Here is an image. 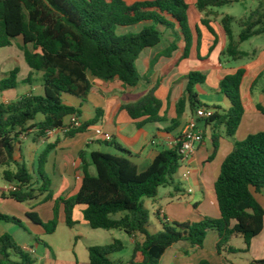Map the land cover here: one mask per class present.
<instances>
[{
  "label": "trees",
  "instance_id": "obj_1",
  "mask_svg": "<svg viewBox=\"0 0 264 264\" xmlns=\"http://www.w3.org/2000/svg\"><path fill=\"white\" fill-rule=\"evenodd\" d=\"M239 2L197 0V9L204 13L207 9H220ZM201 23L215 36L216 45L217 37L210 20L203 18ZM234 24L241 28L238 39L234 36ZM139 25L143 28L137 35L117 34L119 28ZM222 26L228 38L223 55L232 61L248 58L249 55L239 47L241 43L264 35V9L256 10L239 22L234 17L225 16ZM166 32H171L174 40L160 57L170 58L181 40L184 44L181 59H189L194 34L189 24L186 0H0V51L22 39L20 49L31 69L24 82L32 84L34 76L42 74L45 90L43 95L31 93L16 101L0 104V167L6 168L4 180L17 187L16 191L0 189V200L10 199L19 204L40 198V204L55 200L52 181L45 173V167L58 143L48 145L40 155L35 172L16 159L22 139L31 131H37V138H42L50 130L64 128L72 115L79 118L80 110L65 105L62 96L69 95L86 102L93 87L91 79L104 82L118 80L131 88L139 86L144 80L136 68L139 58L145 50L159 46ZM196 34L200 52L202 33L199 28ZM245 73L241 69L220 82L221 94L230 102L226 111L199 102L195 88L205 84V74L191 72L187 77L186 98L177 103V119L173 124L180 125L187 107L191 113L201 107L213 109L214 116L205 121V125L213 130L214 153L211 159L219 150L222 138L216 130L224 128L225 136L234 139L241 125L245 114L241 96ZM19 74L20 69L16 68L2 77L0 90H16L20 85ZM156 88L138 102L122 107L132 120L146 118L144 123L161 122L159 115L163 103L155 96ZM258 111L264 115L263 107L258 106ZM100 112L97 110L94 119L81 123L79 128L64 136L73 138L85 133L101 121ZM39 117L43 119L39 120ZM137 126L142 127L140 123ZM112 146L122 155L96 151L88 161L85 152L80 154V190L74 197L55 201L51 221L43 223L34 212L29 213L28 218L52 235L58 228L60 207L63 208L66 225L73 228L77 225L73 218L74 210L83 206V218L91 229L119 230L135 239L129 264H136L138 255L142 257L141 264H160L166 251L179 242L202 248L211 231L219 234V254L248 253L252 240L263 232L264 210L252 191L261 193L264 189V131L235 142L233 151L224 161L215 184L220 219L165 223L163 232L159 234L150 232V216L145 201L155 199L159 189L174 186L175 176L182 167L180 144L162 150L145 171H140L131 161L130 152L117 144ZM91 166L95 167L96 175L91 174ZM13 167L15 170L11 169ZM0 222L23 227L20 220L1 213ZM235 238L244 240L245 250L230 245ZM124 249L123 242L118 240L106 246L90 247L89 262L123 264L111 256ZM0 264H34V260L10 235L4 234L0 237ZM199 264L211 263L204 260ZM251 264H264V261H252Z\"/></svg>",
  "mask_w": 264,
  "mask_h": 264
},
{
  "label": "crops",
  "instance_id": "obj_2",
  "mask_svg": "<svg viewBox=\"0 0 264 264\" xmlns=\"http://www.w3.org/2000/svg\"><path fill=\"white\" fill-rule=\"evenodd\" d=\"M247 2L257 7V10L264 9V0H240L239 3H244V5L248 6L249 4ZM186 3L188 5L190 28L194 34V43L189 59H181L184 47L181 40L178 42V49L173 52L170 58L160 57L169 43L174 40L172 33L166 32L163 42L159 46L145 50L140 56L137 66L142 69L139 73L144 77V80L139 86L131 88L124 86L118 80L104 82L91 79L93 87L86 102L75 97H73L74 99L68 98L65 101V95L62 96L65 105L80 110L81 114L79 119L81 123L94 119L96 111L100 110V116L102 118L97 125L90 127L85 133L78 134L73 138H66L62 133H59L53 140H51L52 138L44 140L37 138V131H31L28 137L22 139V142H24L30 136H33L36 144H42L49 140V145L58 143V147L51 153L55 155L52 170L54 178H50L47 175L52 181L51 189L55 200L57 198H71L79 192L81 187L79 171L81 166L80 154L82 152L86 153L85 158L88 161L90 160V155L96 151L111 155H122V153L112 146L113 144H117L123 150L131 153L130 159L137 165L140 171H145L162 150L170 149V144L179 138L185 125L194 114L190 111L184 123L181 119L179 126L173 124V121L177 119V103L181 99L186 98L187 77L191 72H201L207 77L205 84L198 85V89L201 91L197 93L199 102L204 105L200 100L201 96L209 97L211 94H216L218 99L214 107H219L226 111L230 108V102L221 94L220 82L225 77L244 69L246 73L241 84V96L245 107V114L235 138L228 139L225 136L224 128L217 129V133L222 134V138L220 139L219 150L215 157L211 159L214 153L212 143L213 130L212 127H207L205 122L201 121L200 127L203 124L204 127L201 128L205 132L204 143L197 148L189 162L181 167L175 176L174 186L166 187L163 193H160L159 189L157 197L149 200L150 210H152L155 218L154 222L150 221V232L151 228H153V234L163 232L165 223L170 225L174 223H196L204 218H221V211L215 193V184L220 176L221 167L233 151L235 142H242L248 136L264 131V115L258 111V106L264 108V35L241 43L240 50L247 53L249 57L232 61L223 55L228 45V38L222 26V19L225 16H231L239 22L249 16L237 18L232 14L220 13L218 9H207L204 13H201L197 9V0H186ZM253 12L255 11H251L250 14ZM203 18L210 20V26L215 31L217 37L216 45L214 44L215 36L201 23ZM197 28L202 33L200 52L198 51ZM233 31L235 38L238 39L241 28L237 34L235 33L234 27ZM177 33L179 34L178 30ZM246 43L249 45L244 50L243 47ZM153 61L156 62L153 64ZM2 67L0 65V81L2 77L16 69L10 68L7 70V68L4 69ZM19 69L18 81L20 84H26L24 81L28 78L31 69L29 67L27 69L24 65L19 67ZM38 76V74L35 75L33 81V83L38 84L37 89L32 88L33 83H27L31 89L25 95L31 93L34 95L44 94L45 90L42 84V78L39 79ZM155 87H157L155 96L163 103V108L159 115L161 122L144 123L146 118L139 121L132 120L122 107L138 102ZM14 91L2 92L3 100L0 104H7L20 99L19 95L12 93ZM37 91L40 94H36ZM42 119V117H39V120ZM138 123L142 125L141 128H138ZM162 124L164 126H160ZM104 135H111L113 141L110 143L105 142ZM153 142L156 144H153ZM101 143L109 146L111 150L105 152L99 149L98 145ZM16 159L20 164L26 166V161L23 158L22 144L16 152ZM186 167L191 170V176L188 180L183 179ZM5 169L3 168L1 171L2 174ZM11 169L15 170V167ZM32 171H35L34 166ZM90 172L96 175L94 166L90 167ZM10 186L7 183L0 189L7 191ZM252 192L255 200L264 210V189L261 193H257L255 190ZM41 200L42 198L29 203H34L33 208L54 203L55 209V201L40 204ZM2 202L15 201L10 199L0 200V213L6 214L7 212L2 209ZM146 209L148 210V208ZM83 210V206L75 208L73 218L77 222V225L69 228L66 225L64 214H61L63 208L60 207L58 228L52 235H48L41 226L34 224L26 216L34 231L33 234H29V240L26 236L21 235L20 241L22 242H17L11 230L3 227H0V237L4 234L10 235L16 244L25 249L31 256L36 255L33 257H39L36 258L34 264H90L88 249L94 245H83L85 255L82 252L83 257L81 261L77 253V248L80 243V237L82 236L78 234L74 235L73 233L78 226L88 225L83 218ZM53 217L54 210L53 216L50 219L52 220ZM65 227L70 231H65ZM131 240L135 245V239L131 238ZM219 240V234L211 231L207 234L202 248H193L187 242H179L166 251L161 258L160 264H199L204 260L209 261L211 264H238L236 261L242 259H246L248 263L251 261H264V230L252 240L248 253L224 252L219 254L217 251ZM230 245L241 251L246 247L242 238L233 239ZM111 258L113 259L112 256ZM141 262L142 257L138 255L135 263L141 264Z\"/></svg>",
  "mask_w": 264,
  "mask_h": 264
},
{
  "label": "rangeland",
  "instance_id": "obj_3",
  "mask_svg": "<svg viewBox=\"0 0 264 264\" xmlns=\"http://www.w3.org/2000/svg\"><path fill=\"white\" fill-rule=\"evenodd\" d=\"M248 4H249L248 6L244 5V3L243 4H241V3L234 4L233 6H226L224 8H220V9H218V11L220 13L225 12L227 14H232L233 16H236L237 18H245L247 16H250L251 11L257 10V7L250 4V2ZM233 27H234L235 33L237 34L239 29H240L239 26L237 24H234ZM142 28H143L142 25L134 26V27L119 28L117 30V34L118 35H129V34L137 35L141 32ZM21 45H22V39H18L14 42L12 47H8V48L2 49L0 51V65L3 66L2 68H4V69L7 68V70H9L10 68H19L22 65H24L28 69V66L24 60L23 52L20 50ZM248 45L249 44L246 43V45H244L243 49L244 50L247 49ZM136 68L139 72H141L142 69L140 67H138L136 65ZM38 75H39L38 76L39 79L42 78V74H38ZM210 79H212V77H210ZM37 87H38V84H36V83L32 84V88L37 89ZM198 87L199 86H196V88H195L196 93L201 92L198 89ZM30 89H31V87L29 85L21 83L19 85V88L12 93H14L15 95H19L21 98ZM36 94H40V92L37 91ZM68 98L74 99L73 97L65 95V101H67ZM217 99H218V97L216 94H211L209 97H204V96L200 97L201 102L205 106H208L210 108H213L214 106H216L215 102ZM2 100H3L2 99V91L0 90V102ZM189 113H190V109H188L186 111L184 117L182 118L183 123L187 119ZM160 126H164V124H162ZM201 127L202 128L204 127L203 124H201ZM53 138H55V137H53ZM53 138L51 140H53ZM48 142H50V140L47 142H44L42 144H36L34 142L33 136H30L27 140L22 142L23 158L26 161L25 163H26L27 169L32 171L33 166H34L35 172H37V170H38V159H39L40 155L48 147V145H49ZM98 148L105 151V152H108L109 150H111V149H109L110 147L104 143L99 144ZM112 153H114V152H112ZM54 157H55L54 154L49 155V158H48L49 164L47 163L48 165H46V167H45V173L50 178H52L54 176L53 172H52L53 166H54ZM2 170H3V168L0 167V188H3L7 184V182L3 178V174L1 173ZM165 189L166 188H161L160 193H163L165 191ZM57 199H59V198H57ZM56 200H54V201H56ZM2 203H3L2 209L7 212L4 215L14 217V218H16L22 222L23 227H20V226L15 225V224H10V223L7 224L4 222H0V227L9 228L11 230V233L15 236L17 242H22V241H20L21 235L22 236L24 235V237L26 236L29 240L30 239L29 234L34 233L33 228L31 227L30 223L26 219L27 214L32 213V212L36 213L40 217V219L42 220L43 223H48L51 220L50 218H52V216H53L54 203L49 204V205H41V206H38L37 208H33L34 203L33 204L32 203L31 204L30 203L17 204L15 202H2ZM145 203H146L145 207L148 208L150 221L154 222L155 218H154V215L152 213V210H150V201L146 200ZM1 214H3V213H1ZM61 214L63 215L64 211H62ZM64 229H65V231H70L66 227ZM151 232L154 233L153 228H151ZM73 233H74V235L78 234V235L82 236V237H80V243H79L78 248H77V253H78L79 259L81 261H82L83 253L85 255V250L83 252V245L106 246V245L114 243L115 240L123 242L125 249L122 252L113 254L112 255L113 260L121 261L123 264H128L132 259L134 244L132 243L131 237H129L123 231H119V230H114V231L93 230L88 225L85 224V225L78 226L73 231ZM33 256H36V255H33ZM36 258H39V257H33V260L35 261ZM236 262L238 264H250L252 261L250 263H248L246 259H242V260H237Z\"/></svg>",
  "mask_w": 264,
  "mask_h": 264
},
{
  "label": "built area",
  "instance_id": "obj_4",
  "mask_svg": "<svg viewBox=\"0 0 264 264\" xmlns=\"http://www.w3.org/2000/svg\"><path fill=\"white\" fill-rule=\"evenodd\" d=\"M215 114L213 109L201 107L197 109L193 117L187 122L184 129L182 130L179 138L170 144V147L173 148L176 145L180 144V154L182 156V166L186 165L191 159L192 155L195 153L197 148L204 143L205 132L200 127V122H205L206 120L212 118ZM81 126V121L76 115L69 117L67 124L64 128L50 130L46 132L45 136L42 139L47 140L55 137L57 134L62 133L63 135L68 133L71 130L77 129ZM105 142H112L113 138L111 135H104ZM153 144H156L153 142ZM191 176V170L186 167V170L183 174V179L188 180ZM17 187L11 185L7 191H16Z\"/></svg>",
  "mask_w": 264,
  "mask_h": 264
}]
</instances>
